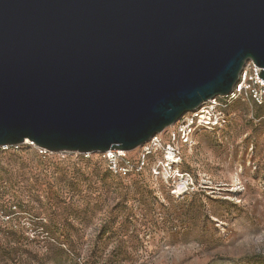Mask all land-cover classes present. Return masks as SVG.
<instances>
[{"label":"water","instance_id":"water-1","mask_svg":"<svg viewBox=\"0 0 264 264\" xmlns=\"http://www.w3.org/2000/svg\"><path fill=\"white\" fill-rule=\"evenodd\" d=\"M264 80V0H0V145L134 151Z\"/></svg>","mask_w":264,"mask_h":264},{"label":"rangeland","instance_id":"rangeland-1","mask_svg":"<svg viewBox=\"0 0 264 264\" xmlns=\"http://www.w3.org/2000/svg\"><path fill=\"white\" fill-rule=\"evenodd\" d=\"M230 111L228 128L203 132L194 147L183 148L182 169L197 190L184 199L173 193L175 180L170 186L148 171L94 183L96 161L104 167L98 153L41 154L29 145L3 153L2 202L21 196L12 210L30 213H23L29 218L24 220L29 233L39 235L37 242L39 227L52 223L63 233L68 228L59 239L78 248L75 261L56 262L41 244L13 249L0 234V264H96L100 256L103 264H264V118L250 116L264 117V111L248 101L234 103ZM38 155H48L50 162L41 164ZM112 180L121 184L110 186Z\"/></svg>","mask_w":264,"mask_h":264},{"label":"built area","instance_id":"built-area-1","mask_svg":"<svg viewBox=\"0 0 264 264\" xmlns=\"http://www.w3.org/2000/svg\"><path fill=\"white\" fill-rule=\"evenodd\" d=\"M260 70L261 68L253 61L247 62L239 76L238 83L230 93L216 96L198 109L185 113L174 125L167 127L143 146L135 149L137 150L136 161L128 156L129 152L122 150H108L101 156L107 159L108 167L113 173L122 175H127L131 170L142 171L149 166V159L154 157L153 164L149 166L151 174L155 178H165L170 186L175 180L173 193L177 197L197 192L192 175L181 168L183 148L194 147L197 137L203 132L218 133L228 128L233 119L230 107L234 103L248 101L255 108L264 106V80L259 77ZM250 116L254 121L264 118L256 117L253 112ZM23 145L33 146L41 154L48 152L31 142L0 145V162L3 153L17 150ZM83 155L90 156L88 153ZM163 173L168 177H165ZM176 186L178 189H175Z\"/></svg>","mask_w":264,"mask_h":264},{"label":"trees","instance_id":"trees-1","mask_svg":"<svg viewBox=\"0 0 264 264\" xmlns=\"http://www.w3.org/2000/svg\"><path fill=\"white\" fill-rule=\"evenodd\" d=\"M257 109L259 111H264V106L256 107V110ZM255 116L260 117L261 115H258L257 113H255ZM45 154H49V152H47ZM79 155H81L80 156L81 158L84 157L83 154H79ZM128 156L130 158H132L133 161H136L137 150H135L133 152H129ZM36 157H37V159H40L38 162H40L41 164H42V162H46V161L50 162L48 155H38ZM17 159H20V157H18ZM43 159H46V160H43ZM154 160H155L154 157L150 158L148 161V165L149 166L152 165ZM29 161L31 162L30 159H29ZM103 161H104V167L103 168H102V166H100L101 162L96 161L97 164L95 163V167H94V170L92 172V176L94 178V183L103 182L105 184L107 179H110V178L121 179V178L129 177V176H139L146 171L149 172V175L151 178L154 177L150 172L149 166L146 167L145 169H143L142 171L136 172L134 170H131V171H129V173L127 175H122V174H115V173H113V171H111L109 169L108 164H107V159L103 158ZM182 165H183V163H181V168H182ZM84 180L85 179H83L82 181H84ZM112 184H114L115 186H119L121 184V182L120 181H113V182H111L110 186H112ZM76 186H77V188H79V186H80V183L78 181L76 183ZM196 193L197 192H195L191 195H186L184 197H178V199H184V198H187L188 196L195 195ZM20 198H21L20 195H16L13 202H10L9 205H5L2 202L3 196H2V194H0V201H1V203H0V234H5L7 236L11 246H14L13 249L18 247V246H26V245H30L32 243H34L35 245L41 244L43 246V249H44V254H45V256H47L48 260H53L56 262L60 261L59 259H62V260L65 259L67 261H75L74 256L76 255V252H77V248H78L77 245L74 243V241H70L69 243H65L59 239V236L69 232V229L65 228L64 229L65 233H63L62 229L58 225H55L52 223H46V224L44 223V225L39 227L42 229V232L40 233L42 240L37 242V237H39V235L37 233L36 234L29 233V228H26V224L28 222L26 220H24V219H27L29 221V218L27 216H24L23 213L28 214V215L30 213L26 212L23 209L18 210V211L12 210L13 207H17L16 204L21 203ZM11 215H13L12 218H11ZM6 217H9V218L6 219ZM50 217L52 218L51 214H47V217H46L47 222L51 221V220H49ZM31 218H37V216L34 215V216H31ZM63 226L69 227V225L66 223L63 224ZM31 235H32V237H31ZM105 261H106V259H104V257L100 256V257H98V261H96L95 263L99 264L101 262L103 264V263H105Z\"/></svg>","mask_w":264,"mask_h":264}]
</instances>
